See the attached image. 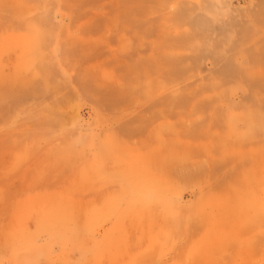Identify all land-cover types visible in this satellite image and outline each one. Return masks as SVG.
I'll return each instance as SVG.
<instances>
[{
  "label": "rangeland",
  "instance_id": "obj_1",
  "mask_svg": "<svg viewBox=\"0 0 264 264\" xmlns=\"http://www.w3.org/2000/svg\"><path fill=\"white\" fill-rule=\"evenodd\" d=\"M264 264V0H0V264Z\"/></svg>",
  "mask_w": 264,
  "mask_h": 264
},
{
  "label": "bare ground",
  "instance_id": "obj_2",
  "mask_svg": "<svg viewBox=\"0 0 264 264\" xmlns=\"http://www.w3.org/2000/svg\"><path fill=\"white\" fill-rule=\"evenodd\" d=\"M88 264H96L95 262H90V263H88Z\"/></svg>",
  "mask_w": 264,
  "mask_h": 264
}]
</instances>
